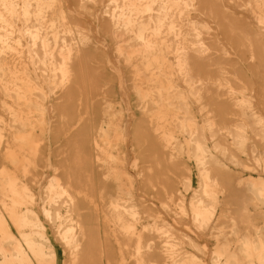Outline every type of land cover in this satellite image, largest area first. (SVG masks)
Returning a JSON list of instances; mask_svg holds the SVG:
<instances>
[{"label":"bare ground","instance_id":"obj_1","mask_svg":"<svg viewBox=\"0 0 264 264\" xmlns=\"http://www.w3.org/2000/svg\"><path fill=\"white\" fill-rule=\"evenodd\" d=\"M263 87L264 0H0V264H264Z\"/></svg>","mask_w":264,"mask_h":264},{"label":"rangeland","instance_id":"obj_2","mask_svg":"<svg viewBox=\"0 0 264 264\" xmlns=\"http://www.w3.org/2000/svg\"><path fill=\"white\" fill-rule=\"evenodd\" d=\"M90 27V30H92V33H93V37L94 39L96 40V45L95 46H104L105 48L107 49H110L111 48V42H110V38H107V37H104L102 36L101 34L97 33L96 31V28H94V26H89ZM101 33V32H100ZM101 62V61H100ZM102 64V63H100ZM107 72V70H105L102 75H108V72L107 74H105ZM250 79V78H249ZM253 81H255L254 79H252ZM264 88V87H263ZM210 249H212V246L210 247Z\"/></svg>","mask_w":264,"mask_h":264}]
</instances>
